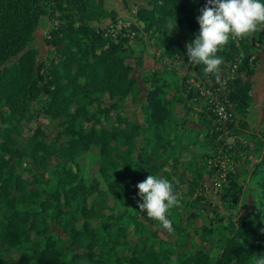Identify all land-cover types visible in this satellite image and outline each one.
Segmentation results:
<instances>
[{
	"label": "trees",
	"instance_id": "trees-1",
	"mask_svg": "<svg viewBox=\"0 0 264 264\" xmlns=\"http://www.w3.org/2000/svg\"><path fill=\"white\" fill-rule=\"evenodd\" d=\"M206 2L148 0L125 17L135 31L130 38L127 29L109 33L121 16L106 7V0H0V254L16 251L20 261L31 264H257L264 255V130L250 131L243 116L252 102L257 59H251L252 45L229 39L217 53L222 57L217 72L207 73L203 64L188 60L179 30L185 25L195 38L196 17ZM171 22L179 25L171 28ZM48 23L44 42L52 55L43 61L32 44L37 29ZM150 31L154 43L163 46L159 57L165 61L145 71L141 56L130 60V48ZM180 56L187 60L186 74L173 66ZM221 70H233L232 76L226 79ZM209 86L220 88L233 113L226 126L220 127L200 98V89ZM127 96L138 105L140 120L116 113L106 127L109 114ZM34 101L40 103L35 112L47 115L50 123L36 124L20 148L13 125L32 117L28 109ZM241 132L256 139V161L246 178L258 191L251 208L239 212L243 184L237 174H227L220 192L227 212H216L223 231L214 235L211 225L203 228L210 247L191 244V230L180 218L174 220V206L167 213V227L177 233L174 244L142 222L147 215L138 205L137 184L179 159H172L175 142L169 134L184 138L177 154L196 173L190 183L195 191L202 177L196 159L215 157L221 146L226 148L227 133ZM92 145L99 149L101 180L84 178L77 162ZM23 155L29 158L25 168L31 180L17 173ZM1 257L0 264H9Z\"/></svg>",
	"mask_w": 264,
	"mask_h": 264
},
{
	"label": "rangeland",
	"instance_id": "rangeland-1",
	"mask_svg": "<svg viewBox=\"0 0 264 264\" xmlns=\"http://www.w3.org/2000/svg\"><path fill=\"white\" fill-rule=\"evenodd\" d=\"M200 1V0H196ZM204 1V0H201ZM148 0H106V7L108 9H115L119 16H121L120 21H123V18L127 17V15L131 16V14L142 7L147 6ZM176 22H171L170 27L175 28ZM142 25V22H139ZM50 23L39 27L35 33V39L33 41V47L38 52V59L47 61L49 57L52 55L49 46L44 42V37L47 34L48 27ZM175 25V27H173ZM181 30H179V38L181 39V49L184 53H187L186 45L192 41L190 38V33L186 29L185 25L181 26ZM114 36L113 31H109ZM154 35H152L151 31L144 34L143 37H137L134 39L131 48H130V60L133 61L137 56H141L143 59L142 69L145 71H149L151 69L160 67L163 62V59H160L159 55L163 51V46L156 45L154 43ZM230 40H233L236 43L242 45H252L254 55L251 59H257L256 62L252 63L254 74L251 77L252 79V102L247 107L246 113L243 115L246 119L247 128L250 131L260 132L264 130V26L258 27L254 32L247 34L245 36H231ZM173 62V66L176 70L181 74L187 73V60L180 56V58L175 59ZM222 76L227 79L232 76L233 70L230 71H222ZM190 82H195L193 78L189 79ZM173 81H171L172 83ZM196 83V82H195ZM224 83V79L221 81ZM211 86L207 88H202V90H207L206 94H201L200 98L202 100H206L209 105L208 100L219 101L222 102L226 107H228L227 102L222 97L217 96L218 93L214 92ZM216 90L217 86H213ZM216 98V99H215ZM38 101H34L30 103L29 113L32 117L25 122H20L14 124L16 130H13L12 136H17L19 138L20 148H23L27 144V139L32 134V131L36 124L42 123L43 126L49 124V117L44 115L42 112H35V110L39 106ZM176 111L180 112V104L176 105ZM116 113L120 114L122 117H126L129 119L136 118L140 120V110L138 105L134 104L130 96H127L123 102L122 106L118 110H114L109 114V118L105 121L106 127H109L115 120ZM184 113V112H183ZM54 130H59L58 121H51ZM188 124L193 125L191 121ZM226 126V125H225ZM48 127V126H47ZM45 127V133H48V128ZM218 129L219 125H218ZM223 130H226L224 128ZM168 137L171 139V144H175L174 148H171V156L172 159L176 160L173 165H169L168 167H164L157 171V176L161 178H165L166 176L171 182H175L174 192L177 196V201L173 205L177 208V217L174 218L175 221H182L183 225H187L191 230V235L189 236V240L191 244L197 246L200 245L202 247L208 248L210 247L212 240H210L209 235H207L203 228L211 225L214 229V235H217L219 231H223L224 223L218 220V216L216 212L226 213V206L223 205L220 201V192L222 184L226 181V176L228 173H235L238 175V182L243 184V194L241 196V205L238 206V211L247 212L251 206L255 202V194L258 191L256 185L253 183H249L248 177L246 178L247 171L251 167V165L256 161L257 157V149H256V139L252 137L248 132H241L240 134H231L227 133L224 144L226 148L222 149V146L216 152L215 157H211L208 159H196L195 163L198 167H201L198 171L202 173V177L200 180V184L197 190L191 191V182L194 179V175L196 174L192 168H188L185 165L189 161H186L184 157L177 154L179 148L182 149L184 145L183 139L179 141L178 139L173 137V134H169ZM137 141L143 143L141 146H145V142H143V135H139ZM188 149L191 151L194 150L193 146L187 144ZM29 158L26 155H23L22 162L17 167V173L21 174L27 180H31V176L29 171L25 167H29ZM77 162L80 166L81 173L84 178H96L101 180L99 175V149L97 146L92 145L88 150L79 154L77 158ZM175 165V167H174ZM180 177V181L178 180ZM246 178V179H245ZM191 183V184H190ZM108 203L111 205L112 201L108 199ZM216 211H215V210ZM107 212V211H106ZM234 214V211L230 212ZM219 215V214H218ZM190 217V218H189ZM142 222H145V225L151 228L153 231H159L160 234H164L167 236V240L172 244L175 243L177 239V233L175 231H170L169 227L160 228L158 224H154L147 216L141 217ZM96 222L94 221V224ZM198 229V232H193L192 230ZM226 231V230H225ZM133 239V237H128ZM81 249V248H80ZM178 252V248L175 249V252L172 254L171 258H174ZM2 259L9 258V264H31L27 261H20L19 253L16 251H9L8 254H0Z\"/></svg>",
	"mask_w": 264,
	"mask_h": 264
},
{
	"label": "clouds",
	"instance_id": "clouds-1",
	"mask_svg": "<svg viewBox=\"0 0 264 264\" xmlns=\"http://www.w3.org/2000/svg\"><path fill=\"white\" fill-rule=\"evenodd\" d=\"M199 12V31L186 45V55L188 60L203 64L207 73L219 70L222 57L217 53L231 36L242 37L264 26V0H207ZM137 188L142 201L138 202L139 208L169 226L167 213L177 201L171 182L150 174ZM257 264H264V255H260Z\"/></svg>",
	"mask_w": 264,
	"mask_h": 264
},
{
	"label": "built area",
	"instance_id": "built-area-1",
	"mask_svg": "<svg viewBox=\"0 0 264 264\" xmlns=\"http://www.w3.org/2000/svg\"><path fill=\"white\" fill-rule=\"evenodd\" d=\"M120 20V19H119ZM119 20L113 24V26H111V28L109 29V31H113L114 32V36L122 29H127L125 33L126 36L133 38L135 36V31H133L130 26H131V22L126 19L123 18V21ZM214 92H217L219 96L220 95V88L217 87L216 90L214 88H212ZM207 90H202V88L200 89V93L201 94H206L205 92H207ZM216 99V98H215ZM209 103H212V105H209V107L211 108V110L214 112L216 118H217V122L220 125V127L225 126V124L227 122H230L233 118V113L227 109V107L219 101H210L208 100Z\"/></svg>",
	"mask_w": 264,
	"mask_h": 264
}]
</instances>
